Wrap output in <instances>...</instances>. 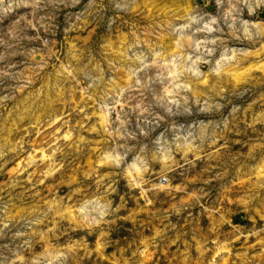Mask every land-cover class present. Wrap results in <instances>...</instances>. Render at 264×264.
Here are the masks:
<instances>
[{"label":"clouds","instance_id":"clouds-1","mask_svg":"<svg viewBox=\"0 0 264 264\" xmlns=\"http://www.w3.org/2000/svg\"><path fill=\"white\" fill-rule=\"evenodd\" d=\"M261 61L264 0H0V264H264Z\"/></svg>","mask_w":264,"mask_h":264},{"label":"rangeland","instance_id":"rangeland-1","mask_svg":"<svg viewBox=\"0 0 264 264\" xmlns=\"http://www.w3.org/2000/svg\"><path fill=\"white\" fill-rule=\"evenodd\" d=\"M89 32H91V29H89ZM88 33H85V36H87ZM253 62H249V67L251 66ZM260 63L264 64V61H261ZM252 83L255 85V87L259 88L261 90L260 92V96L262 99H264V68H261L257 71L253 72V78H252ZM71 99H76V98H71ZM33 139H35V137H33ZM40 139H43V137H41ZM92 162V156L89 154L83 161V163L85 165H90ZM80 162L77 161V167H79ZM196 174L194 173L193 176L189 179H195ZM234 183H236L237 185L239 184V181H234ZM213 187L215 188L216 185H213ZM221 191H223L221 189ZM219 194V193H217ZM231 198V197H230ZM222 199V197H221ZM173 201H166L163 197L159 200V204L164 206V210L166 211L168 206L172 203ZM218 207H222L224 206L223 204H218ZM140 209L139 208H129L128 210V214L132 215L133 213L139 212ZM153 211H156V209H153ZM198 211V210H197ZM231 218V217H230ZM142 221H145L147 223H150L153 225V227L156 226V224H158L160 222V217H147V209L145 208V215L143 217H141ZM236 222L238 224H242V223H247V221L242 217V216H237L235 218ZM189 226V230H191L192 226H193V222L191 220L188 219V214L185 213L184 219L181 221L180 223V227L184 228L185 225ZM130 226V225H129ZM122 236H128V233L126 232H122L121 233ZM226 235V234H225ZM129 243H131V238H129ZM118 252H123L124 249L123 247H121L120 249L117 250ZM116 253L114 252L113 255H115ZM175 254H176V249L175 248H169L167 245H162L161 248L159 249V252L156 256V261L160 262L162 261L163 264H174V258H175ZM101 260H104L105 258L103 256L100 257Z\"/></svg>","mask_w":264,"mask_h":264}]
</instances>
